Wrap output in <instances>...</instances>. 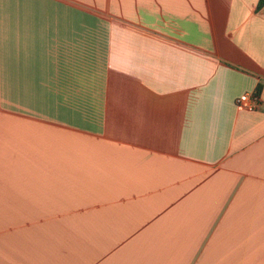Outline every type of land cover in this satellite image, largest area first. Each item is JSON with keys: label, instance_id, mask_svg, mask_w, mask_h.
Here are the masks:
<instances>
[{"label": "crops", "instance_id": "obj_1", "mask_svg": "<svg viewBox=\"0 0 264 264\" xmlns=\"http://www.w3.org/2000/svg\"><path fill=\"white\" fill-rule=\"evenodd\" d=\"M257 2L0 0V264H264Z\"/></svg>", "mask_w": 264, "mask_h": 264}, {"label": "built area", "instance_id": "obj_2", "mask_svg": "<svg viewBox=\"0 0 264 264\" xmlns=\"http://www.w3.org/2000/svg\"><path fill=\"white\" fill-rule=\"evenodd\" d=\"M236 106L240 110L254 111L257 110L261 102L258 95L254 92H245L235 100Z\"/></svg>", "mask_w": 264, "mask_h": 264}, {"label": "rangeland", "instance_id": "obj_3", "mask_svg": "<svg viewBox=\"0 0 264 264\" xmlns=\"http://www.w3.org/2000/svg\"><path fill=\"white\" fill-rule=\"evenodd\" d=\"M0 123H3L0 121ZM16 166L11 165V164H0V173L4 174L6 172H10V171H15Z\"/></svg>", "mask_w": 264, "mask_h": 264}, {"label": "trees", "instance_id": "obj_4", "mask_svg": "<svg viewBox=\"0 0 264 264\" xmlns=\"http://www.w3.org/2000/svg\"><path fill=\"white\" fill-rule=\"evenodd\" d=\"M264 6V0H258L257 5H256V10L261 9ZM259 87L255 90V93L258 95L259 94Z\"/></svg>", "mask_w": 264, "mask_h": 264}]
</instances>
